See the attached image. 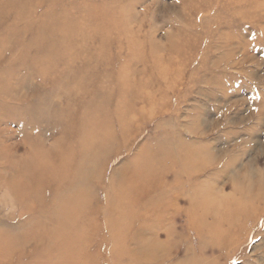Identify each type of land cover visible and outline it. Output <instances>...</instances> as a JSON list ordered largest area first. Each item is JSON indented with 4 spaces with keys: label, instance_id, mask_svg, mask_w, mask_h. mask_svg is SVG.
Here are the masks:
<instances>
[{
    "label": "rangeland",
    "instance_id": "obj_1",
    "mask_svg": "<svg viewBox=\"0 0 264 264\" xmlns=\"http://www.w3.org/2000/svg\"><path fill=\"white\" fill-rule=\"evenodd\" d=\"M0 1L6 4L0 12V227L8 216L15 221L19 215L5 180L37 151L36 144L50 150L63 136L75 143L76 119L90 103L89 92L94 95L102 83L108 89L90 106L104 101L103 122L112 140L97 164L103 182L95 190L99 206L117 203L112 213L100 209L97 220L113 216L126 222L79 232L86 264H131L142 253L149 261L140 264H156L157 255L168 258L161 264L184 260L183 249L196 240L185 214L187 197L194 209L219 210L232 196L229 162L264 173V0ZM89 5L108 17L102 28L90 32L71 25L66 30L71 37L61 44L55 42L62 32L42 33L46 18L63 10L69 19L78 10L86 16ZM119 102L124 132L115 114ZM204 145L216 160L192 176L196 187L186 172L207 161ZM186 149L197 157L185 160ZM123 173L131 174L127 181ZM133 179L146 197L128 192ZM110 182L124 193L115 195ZM210 188L215 199L208 198ZM173 200L179 203L172 207ZM246 232L235 243L243 248L232 247L217 264H264V211ZM31 246L20 256L24 264L37 256ZM111 249L121 262L110 259ZM16 255L10 258L16 261Z\"/></svg>",
    "mask_w": 264,
    "mask_h": 264
},
{
    "label": "bare ground",
    "instance_id": "obj_2",
    "mask_svg": "<svg viewBox=\"0 0 264 264\" xmlns=\"http://www.w3.org/2000/svg\"><path fill=\"white\" fill-rule=\"evenodd\" d=\"M85 8H87L84 9L86 16H83V10H78L77 17L69 19L65 17L66 14L63 10L56 16L46 18L47 23L44 22L40 28L42 33L47 36H55V34L62 32V37L56 40L57 43L55 42V44H61L71 37L69 36L71 32L66 31L71 25H76L78 28H88L90 32H95L103 26L102 23L106 24L108 22L105 13H99L96 8L94 9L90 5ZM5 10L6 4L0 1V12L3 13ZM83 35H85V32ZM50 49L48 48L47 51ZM42 51L43 54L46 53V50ZM64 55L65 53H61L60 56ZM103 78L104 80L109 79L107 76H103ZM73 85L75 84L73 83ZM81 89L82 94L89 91L87 87H81ZM94 89V95L89 92V95H91L89 98L90 103L87 106L85 105L83 117L76 119V124H80V127L77 126L75 143L66 141L63 136L55 140L54 147L50 150L36 144L37 151L27 156L21 168H14L16 171L14 177L5 180L4 183L9 186L12 192L9 193L13 196V206L17 207L19 215L14 216L15 221L8 216V223L0 227V264H24L20 256L29 244H32L31 251L37 253V256L25 262L26 264H86L88 252L87 249L81 247L82 239L78 237L79 232H84L86 229L99 231L101 224L107 228V225L109 227L118 224L117 226H119L126 222L123 217L113 216H107L102 219L103 221L97 220V213H100V209L103 212L112 213V207L115 206L117 201L113 204V202H107L106 200L107 206L101 207L99 206L100 199L97 197L99 191L95 190V186L103 182V172L100 168H97V164L99 161L101 163L102 158L109 153L108 144L112 140L110 139L112 132L105 125L106 122H103L108 118L103 110L104 101H100L96 106H90L95 104L93 101L101 96L105 89H108V86L100 83ZM121 109L122 103L119 102L115 114H118L119 124L124 132L125 125L124 122L122 123L124 112ZM98 114L101 115L102 120L95 119ZM205 147L207 149L205 150L206 156H208L207 161L199 168L189 169L186 172L190 181L216 160L214 155H209L211 149L208 146ZM197 155L196 151L192 153L188 149L182 154L187 161L196 158ZM177 157L175 155L176 161H178ZM226 167L232 173L229 183V191L232 192V196L226 197L223 208L216 210L209 206H196L198 208L195 207L194 209L191 204L193 201L191 200L192 196L187 197L186 202L190 207H188L185 214H188V224L190 228L194 229L196 240L194 244L189 243L190 245L183 249L186 258L178 260L179 262L176 264H217L219 258L228 255L232 247L243 248L244 243L240 242L241 244L239 243L237 247V244L235 245L238 235H242L245 239L248 234L246 225L262 216V211H264V173H260L259 170L247 172L244 168L240 170L235 167L233 162H229ZM182 174L180 171L175 172L176 177ZM130 176V173H123L120 177L121 180L125 179L127 181ZM133 180L134 185L129 187L128 192L132 189L135 197H146L144 191L139 188L138 180ZM145 181L147 182V180ZM114 184V182H110L115 195L118 193L119 196L122 195L125 191L124 188H119ZM129 184L131 183L129 182ZM193 185L196 186V183L194 182ZM211 188L207 193L210 200L215 199L217 196ZM169 202L173 207L179 203V200ZM197 204L200 205V203ZM258 222L260 223L257 220L254 228L259 227ZM31 226L32 230L28 231L27 227ZM120 228H123V225ZM236 231L237 233H235ZM95 233L93 232L94 235ZM116 235H118V232H116ZM243 238L241 241H243ZM116 243L114 240L115 246ZM113 250H110V259L117 263L121 262L119 261L120 256H118L120 254H116ZM151 250L153 252L154 248ZM15 251L19 253H15ZM239 251L241 250L239 249ZM126 252L128 253V251ZM10 254H17V260L13 261ZM206 254L208 255L205 256ZM164 258L165 256L157 255L155 257L156 264H161L160 262ZM257 258L259 257L257 256ZM126 259L129 261L128 258ZM147 261H149V255L142 253L137 255L131 264H140Z\"/></svg>",
    "mask_w": 264,
    "mask_h": 264
}]
</instances>
